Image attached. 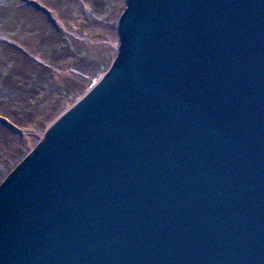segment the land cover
Here are the masks:
<instances>
[{"label":"water","instance_id":"95a60500","mask_svg":"<svg viewBox=\"0 0 264 264\" xmlns=\"http://www.w3.org/2000/svg\"><path fill=\"white\" fill-rule=\"evenodd\" d=\"M118 29L0 185V264H264V0H127Z\"/></svg>","mask_w":264,"mask_h":264},{"label":"rangeland","instance_id":"374dc122","mask_svg":"<svg viewBox=\"0 0 264 264\" xmlns=\"http://www.w3.org/2000/svg\"><path fill=\"white\" fill-rule=\"evenodd\" d=\"M126 7L127 0H0V185L109 70Z\"/></svg>","mask_w":264,"mask_h":264},{"label":"trees","instance_id":"16d2710c","mask_svg":"<svg viewBox=\"0 0 264 264\" xmlns=\"http://www.w3.org/2000/svg\"><path fill=\"white\" fill-rule=\"evenodd\" d=\"M21 152V150H19L18 152H15L13 158L11 159V162H13L15 159H17L19 157V153ZM21 155V154H20ZM11 162L9 164H11ZM11 171V170H10Z\"/></svg>","mask_w":264,"mask_h":264},{"label":"bare ground","instance_id":"6f19581e","mask_svg":"<svg viewBox=\"0 0 264 264\" xmlns=\"http://www.w3.org/2000/svg\"><path fill=\"white\" fill-rule=\"evenodd\" d=\"M92 89H93V88H92ZM92 89H91V90H92ZM86 95H87V94H86ZM86 95H85V96H86ZM85 96H84V97H85ZM84 97H83V98H84ZM83 98H82V99H83Z\"/></svg>","mask_w":264,"mask_h":264}]
</instances>
